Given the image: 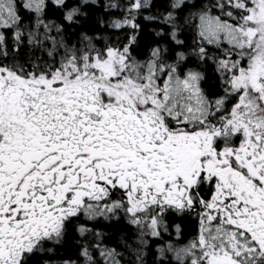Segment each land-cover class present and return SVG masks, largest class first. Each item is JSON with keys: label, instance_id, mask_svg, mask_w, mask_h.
Wrapping results in <instances>:
<instances>
[{"label": "snow or ice", "instance_id": "obj_1", "mask_svg": "<svg viewBox=\"0 0 264 264\" xmlns=\"http://www.w3.org/2000/svg\"><path fill=\"white\" fill-rule=\"evenodd\" d=\"M0 264H264V0H0Z\"/></svg>", "mask_w": 264, "mask_h": 264}]
</instances>
